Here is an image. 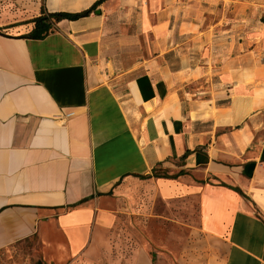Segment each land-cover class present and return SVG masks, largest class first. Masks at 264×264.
Wrapping results in <instances>:
<instances>
[{
  "label": "crops",
  "instance_id": "1",
  "mask_svg": "<svg viewBox=\"0 0 264 264\" xmlns=\"http://www.w3.org/2000/svg\"><path fill=\"white\" fill-rule=\"evenodd\" d=\"M99 1L0 20V264L29 243L37 264H264V0H105L22 38Z\"/></svg>",
  "mask_w": 264,
  "mask_h": 264
},
{
  "label": "rangeland",
  "instance_id": "2",
  "mask_svg": "<svg viewBox=\"0 0 264 264\" xmlns=\"http://www.w3.org/2000/svg\"><path fill=\"white\" fill-rule=\"evenodd\" d=\"M36 1L38 0H0V20L3 19V17L7 18V14L9 12H13L14 10H29L28 7ZM139 226L140 222L135 219V216H132L129 222V227L136 232L141 230V227ZM155 237L160 240L163 236L161 235ZM34 251L35 249L29 243L24 249L18 248L11 257H1V264H37L32 256Z\"/></svg>",
  "mask_w": 264,
  "mask_h": 264
},
{
  "label": "trees",
  "instance_id": "3",
  "mask_svg": "<svg viewBox=\"0 0 264 264\" xmlns=\"http://www.w3.org/2000/svg\"><path fill=\"white\" fill-rule=\"evenodd\" d=\"M105 0H100L99 2L95 3L93 7L83 13L80 14H71V13H48L43 10L40 16L34 18L30 23L34 24L32 31L28 34L23 36L22 38H29L34 40H44L47 36L51 34L53 28L56 23H59L63 20H78L84 16L90 15L94 12ZM156 177H159L158 174ZM176 176H171V178H175Z\"/></svg>",
  "mask_w": 264,
  "mask_h": 264
},
{
  "label": "built area",
  "instance_id": "4",
  "mask_svg": "<svg viewBox=\"0 0 264 264\" xmlns=\"http://www.w3.org/2000/svg\"><path fill=\"white\" fill-rule=\"evenodd\" d=\"M73 116H74V113L71 112V113L66 114V115L64 116V118L68 119V118H71V117H73Z\"/></svg>",
  "mask_w": 264,
  "mask_h": 264
},
{
  "label": "water",
  "instance_id": "5",
  "mask_svg": "<svg viewBox=\"0 0 264 264\" xmlns=\"http://www.w3.org/2000/svg\"><path fill=\"white\" fill-rule=\"evenodd\" d=\"M98 14H99V12H98Z\"/></svg>",
  "mask_w": 264,
  "mask_h": 264
}]
</instances>
